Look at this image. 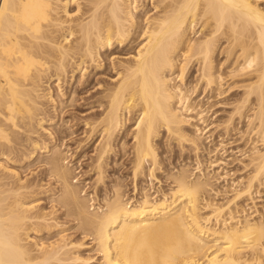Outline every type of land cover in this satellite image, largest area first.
Instances as JSON below:
<instances>
[{
    "label": "bare ground",
    "instance_id": "6f19581e",
    "mask_svg": "<svg viewBox=\"0 0 264 264\" xmlns=\"http://www.w3.org/2000/svg\"><path fill=\"white\" fill-rule=\"evenodd\" d=\"M137 2L0 0V264H92V258L79 251L82 243L71 240L66 243L63 235L58 241L50 242L48 246L52 250L43 256L32 253V245L23 242L31 230L25 223L32 222L31 225H37L35 228L62 226L57 222L51 225L47 215L33 210V205L24 208L23 198L42 192L35 188L39 183L24 181L18 177V171L8 170L6 162L18 161L24 142L31 147L22 155L27 161L40 158L42 148L50 153L40 162L59 185L52 199L75 220L76 228L93 240L101 255L97 264H264L263 257H258L264 255V219L252 221L248 215H242L243 219L228 222L229 217L233 218L231 202L242 196L252 198L254 185L264 184V148L261 150L257 144L252 148V171L246 182L239 181L226 202L205 203L211 213L204 216L200 212L201 194L208 191L210 178L202 175L193 179L183 166L170 174L175 184L170 201L166 195L151 198L144 190L140 201L131 205L120 188L114 187V194L105 196L101 206H92V198L82 194L78 181L73 180L64 152L48 149L47 144L41 145L33 137L37 132L34 125L43 127V121L47 120L44 115L40 117L44 110L40 99L47 96L41 93L45 83L54 79L57 90L61 91L60 82L65 83L69 72L79 70L84 77L89 66L101 64L102 49L111 48L114 43L126 48L144 35L133 58L117 73V81L103 89L99 109L85 124L91 134L102 136L96 166L102 181L104 159L112 151L116 137L125 134L130 115L138 112L132 135L133 172L135 177L143 173L148 163L150 179L154 178L160 164L155 141L162 130L182 146L189 142L198 148L202 127L194 124L192 135L186 130L191 124L188 114L195 110L190 100L198 83L204 82L209 88L219 85L214 54L220 37L229 35L231 50L228 48L226 53L236 56L240 50L236 56L237 60L243 59L238 63L240 69L252 68L249 72L256 74L255 82L247 83L242 101H251V95L254 96L253 113L245 117L256 129L255 139L264 147V9L252 0H152L157 12L143 18V26L133 11ZM71 4L77 6L74 13ZM200 22L202 34L193 40L190 33ZM193 64L198 65V83L187 86L186 69ZM101 66L95 64L93 68ZM235 68L230 71L233 75L240 70L238 66ZM51 92L54 106L60 103L58 113H65L63 99H54ZM74 98L71 95L66 99L71 108L77 104H73ZM241 107H235L238 115L245 111ZM234 207L236 212L241 211L237 203ZM221 222L223 226L216 227ZM38 247L46 248L44 244Z\"/></svg>",
    "mask_w": 264,
    "mask_h": 264
},
{
    "label": "rangeland",
    "instance_id": "374dc122",
    "mask_svg": "<svg viewBox=\"0 0 264 264\" xmlns=\"http://www.w3.org/2000/svg\"><path fill=\"white\" fill-rule=\"evenodd\" d=\"M137 1V7L133 11H135V16L137 15L138 19L142 21V25L144 26V19L154 15L157 10L154 7L152 0ZM252 1L259 4V6L264 9V0ZM132 5L135 6V2ZM76 7V4H71V9H74L72 12L76 11ZM201 22L196 26L195 30L190 33V37L193 40L197 39L199 35L202 34L200 31L201 28L199 30ZM142 27L138 29V31H140ZM226 35H228V33ZM228 36L220 37L221 39L217 42L218 48L214 54V69L216 70L217 77L219 76L217 79L219 85L216 83L213 85V87L209 88L204 82H201L202 84L198 83L197 64H193V66H189L188 69H186L187 75L185 81L187 86H193V84L196 85V82L199 86L197 87L198 90L196 89L192 95L193 97L190 100V103L193 102L192 104L195 106V110L190 111L189 114L187 112L188 116L190 117L191 124L188 125L186 129L188 133H191L192 135L193 132H191V130L193 129L194 124H198L200 127H202L203 131L200 138L201 141H198L199 149L195 148V146L193 147L189 142L184 143V146H182L179 142H177V140L171 138L165 130H162L161 134L155 141V147L157 149L158 160L160 163L158 166H156L155 179H150L151 177L149 175L148 163H146L147 165L145 164L143 173L138 174L139 176H134V164L132 162L134 140L132 135L138 112H133V115H130L127 121L128 123L125 127V134H123L124 136L122 133H120L116 137L112 151L109 153L108 157L104 159L101 167V171L103 172L102 181L99 180L98 168H96L98 145L100 144L102 136L101 134H98L95 135V137L94 134L89 132L90 127L85 124L86 121L92 119L91 115H93L94 112L99 109L100 106H98V103L100 102H98V100L103 99V89L105 90L106 87L117 81V73L122 69L123 64L127 65V62L133 58L138 49V43L144 40V35L137 37L134 42L132 41V46L128 45L132 48L128 46H125L126 48H124V46L119 47V45L114 43L111 48L102 49V56L100 60L102 64L101 68L99 67L94 70L93 67L95 64L101 65L100 63H94L92 68L89 66V70L86 69L84 77L81 75L82 71L77 70L73 72L74 75L72 72H69L68 76L65 77V83L62 81L60 82L62 85L60 89L61 91L57 90L58 84L56 80L53 79L49 82V84L45 83V86L42 87L44 90H42L43 92L41 91V93L44 94L45 92L47 96L44 94L46 97L43 96L42 99H40L42 100L41 102H43L42 108L44 109L41 111L42 114L40 117L44 115L46 116L45 119L47 120L43 121V127H40L39 125L36 126V124L34 125V129L35 131L37 129V132L33 134V137L35 139L38 138L37 140H39V142L41 141V145L43 143L47 144L49 146L48 149L54 148L59 151L61 150V153L64 152V155L66 156L65 161H67L68 167L71 168L70 170L73 171V180L78 181L79 189H82V194L85 193L86 196L92 198L90 201V203L92 202L91 204H93L92 206H101L104 203L103 199L105 196L111 197L114 194V187L120 188V192L123 194L124 199L126 201H130L131 205H135L140 201L144 195V190H147V192L151 195V198H160L163 195H166L170 201L172 188L175 185L173 179L170 178V174L177 173L180 169L185 167L188 169V171H190V174H192L191 178L193 179L201 177L202 175L210 178L209 185L207 186L208 191H203L204 195L201 194L203 201L201 199L202 203L200 202L201 206L203 207L200 211L202 215L205 216L210 214L211 209L205 203H211L214 205V203L220 204L226 202L228 197L235 191L234 189H236L239 181L246 182V179L249 177V171H252L251 159L253 145L257 144V147L261 150L264 148L261 141L259 140L258 142V140L255 139L257 136L253 131L256 129L251 126L249 118L245 117L249 116L248 114L251 115L253 113V110L251 109L253 104L251 101L253 100L254 102V96L251 95V101H242V99L244 100L248 90L247 87L249 85H247V83L251 85L252 82H255L257 79L256 74L252 70L249 72V70L252 68L245 70L240 69L241 66L238 63H241L243 59L240 58L237 60L236 58L238 53L241 52L240 50L236 49L238 50L236 56H234V54L229 56L228 48H230V43L228 42L230 37ZM226 54H228L229 57ZM235 66L236 68L238 66L240 69L238 72H234L237 75H233V71L230 73V71L233 70ZM220 75H222V77ZM80 76L83 78H80ZM80 80L81 82H79ZM216 85L220 87H217ZM48 87H51V89ZM49 91H52L51 94L54 95V99H63V105L66 106L65 108H67H64V110H66L65 113L64 111L61 115L58 113L57 108L60 110V103L59 105L55 103L56 105L54 106L53 101H51ZM62 94H64V96L60 97ZM71 95L72 97H75V102L73 101V104L77 102V104L72 105V108L71 105H69L70 103L67 102L71 98ZM58 101L59 100H57V102ZM95 103H97L96 106H94ZM241 105L243 107L242 110L245 111L243 115L242 112L241 115H238L237 108L235 109V107L239 106L240 108ZM55 111H57V114ZM198 111L201 113H198ZM239 111H241V109ZM69 127H71L70 130H67ZM122 138L123 140H120ZM255 140H257V142H255ZM122 141L125 142L124 148L121 147ZM24 143L22 147L20 146L21 151L18 153L17 162L6 160L9 171H13L14 169L18 171V177L20 176L22 180L24 179V181L40 184L35 188L36 190L39 189V191L41 190L42 192H39V194L36 195L34 194L32 197H27L25 200L23 198L24 202L22 203L26 202L24 208H27L26 205H28V207L33 205L35 206L33 210H41L47 215V218L51 220L49 222L51 225H55L57 222L61 223L62 226L60 225L59 229L57 228L58 226H52L51 229L48 227L43 228V226H41L43 229L41 227L40 229L39 226L35 228V226H37L36 224L31 225L33 224L32 222L25 223V227L27 226L26 228L28 230L31 228V230L28 231L29 237L25 236L26 239L23 242H27V244L30 243L32 245L31 248H34L32 253L37 256H43L46 252L52 250V248L48 246L50 242L53 243L58 241L63 235L66 243L70 242V240L73 242H81L82 246L79 251L85 256L92 258L90 259L92 264H97L101 255L100 252L97 251L93 240L90 239L88 235L86 236L83 234L81 230L76 228L77 226L75 220H73L72 217L67 216L65 214V210H63L65 208H61L62 206H59L60 204L52 199L53 196L51 195L58 191L59 185L56 181H54L55 179L52 176L47 174L48 172L45 169L46 166L43 164V162H40L46 155H49L50 153L46 152L45 148H42V151L40 150L39 153L41 156L40 158L36 157L34 160L27 161L26 159L22 158V155L23 152L28 151L31 147L26 145V142ZM11 178L12 177L9 176V179ZM23 195L24 197L27 196L26 193ZM235 202L238 204V208L241 211H235ZM22 203H19V205ZM231 205L232 209L234 210L232 212L233 218L229 216V218L227 217L228 222L230 223H234L236 220L243 219L242 215H248V218L252 221H259L260 218L264 219V184L262 186L258 183L254 185L252 198L242 196L234 202L232 201ZM220 224L218 223L216 227L223 226L222 222ZM40 244H44L46 248L41 249L38 247ZM68 246L66 249L69 248ZM262 255L263 254L261 253V255L258 257H263L261 260H264V255Z\"/></svg>",
    "mask_w": 264,
    "mask_h": 264
}]
</instances>
